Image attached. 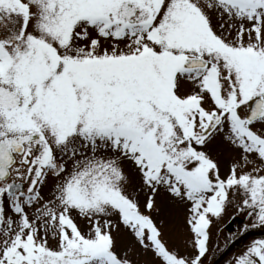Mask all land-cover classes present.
Instances as JSON below:
<instances>
[{
  "label": "snow or ice",
  "instance_id": "snow-or-ice-1",
  "mask_svg": "<svg viewBox=\"0 0 264 264\" xmlns=\"http://www.w3.org/2000/svg\"><path fill=\"white\" fill-rule=\"evenodd\" d=\"M229 205L264 227V0H0V264H135L121 225L155 264H204ZM235 264H264V239Z\"/></svg>",
  "mask_w": 264,
  "mask_h": 264
},
{
  "label": "rangeland",
  "instance_id": "rangeland-1",
  "mask_svg": "<svg viewBox=\"0 0 264 264\" xmlns=\"http://www.w3.org/2000/svg\"><path fill=\"white\" fill-rule=\"evenodd\" d=\"M217 17L215 14H212V23L213 26L217 25ZM219 30V29H218ZM207 150L209 154L216 159L221 168V174H225L228 168L229 161L237 155V152L229 148L222 139L217 136L209 145ZM125 171L129 172L131 175V166L125 164ZM53 186V178L48 176L45 182L40 186L41 195L45 198L48 197V194ZM143 195H140L142 210H143ZM157 205L160 208L159 214L153 213V219L157 225L162 230V239L166 243L180 247L187 245L191 249V244L187 243L183 238L189 235L185 227L184 217H185V206L178 203L170 201L166 196L160 194L157 196ZM6 212L8 211L7 204L5 205ZM14 216V214H13ZM76 223L81 227L82 230L85 229L87 221L78 216L74 217ZM115 219V217H113ZM113 236L116 241V251L118 253H123L128 250L129 247H132V251L129 253L130 257L133 259L135 264H155V261L151 260V255L149 252L140 250L138 247L134 246L133 238L131 234L125 229L122 225L118 230L113 231ZM50 246H55V241L49 238ZM190 251V250H189Z\"/></svg>",
  "mask_w": 264,
  "mask_h": 264
},
{
  "label": "flooded vegetation",
  "instance_id": "flooded-vegetation-1",
  "mask_svg": "<svg viewBox=\"0 0 264 264\" xmlns=\"http://www.w3.org/2000/svg\"><path fill=\"white\" fill-rule=\"evenodd\" d=\"M252 219L246 212L238 211L233 205H229L219 218H213L209 228L208 252L203 259L204 264H235V259L257 239H264V227L245 229V225H251ZM188 231L187 226L185 225ZM183 237L190 243V233ZM169 248H176L182 255L191 254L187 245L175 246L166 243ZM190 250V251H189ZM151 260L154 261L151 252Z\"/></svg>",
  "mask_w": 264,
  "mask_h": 264
}]
</instances>
